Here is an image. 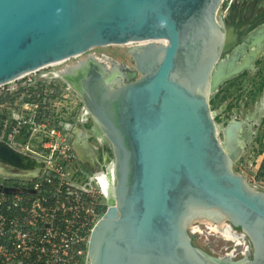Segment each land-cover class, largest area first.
<instances>
[{"label":"water","instance_id":"95a60500","mask_svg":"<svg viewBox=\"0 0 264 264\" xmlns=\"http://www.w3.org/2000/svg\"><path fill=\"white\" fill-rule=\"evenodd\" d=\"M229 1L0 0V86L96 47L135 44L125 78L93 55L59 74L113 154L103 145L95 161L98 169L113 161V172L88 264H264V191L234 171L210 106L222 82L215 69L238 42L222 22L232 25ZM0 163L43 166L2 141ZM197 216L240 229L251 256L205 253L188 231Z\"/></svg>","mask_w":264,"mask_h":264},{"label":"built area","instance_id":"2783aa9c","mask_svg":"<svg viewBox=\"0 0 264 264\" xmlns=\"http://www.w3.org/2000/svg\"><path fill=\"white\" fill-rule=\"evenodd\" d=\"M36 110L32 119L0 113V141L43 163L28 170L0 168V264H88L91 232L107 208V178L96 175L111 161L98 169L89 131L82 132V148L94 155L82 157L91 172L73 151L76 126L65 129L46 103ZM108 152L111 157L109 146ZM239 248L232 249L235 256L240 251L239 259L251 256L248 238Z\"/></svg>","mask_w":264,"mask_h":264},{"label":"rangeland","instance_id":"374dc122","mask_svg":"<svg viewBox=\"0 0 264 264\" xmlns=\"http://www.w3.org/2000/svg\"><path fill=\"white\" fill-rule=\"evenodd\" d=\"M255 2L256 9L264 8V0H230L224 14L232 24L236 25L243 20L246 13L245 7ZM235 19L238 22L235 23ZM134 45L96 47L80 56L71 57L61 64L47 66L0 86L1 115L3 113L6 116L8 113L15 116L27 115L28 119H32L37 113V105L46 103L53 111V114L51 111L52 116L57 112L56 119L62 121L65 129L66 125L69 124L76 126V134H71L72 138L70 137V139L72 140L75 136L79 154L84 158L94 156L83 149L82 144H80L81 141H78L82 132L90 131L91 137L88 144L94 149L93 153L97 154L95 156L101 159L100 148L102 145L108 147V141L98 125L93 122L91 116L86 114L85 105L77 90L65 79L56 78L54 73L66 66L76 65L80 60L87 59L89 55L101 59L112 58L118 63H126L133 67L134 61L129 54V49ZM236 46L238 43L224 55L226 59L233 54ZM210 106L220 139L225 136L224 130H227V126L230 124L237 132L238 149L236 160L233 163L234 171L242 174L255 189L264 191V169H262L264 163V56L254 66L253 64L250 67L247 66L222 80L210 101ZM67 107H71L72 110H66ZM82 122L85 125H90V127H84ZM98 137L101 138L102 144L98 142ZM37 144L34 143L35 146ZM69 144L72 145V143ZM112 155L111 153V158H113ZM0 168L7 171L17 170L1 163ZM194 225L198 226V231L191 235L192 241L205 253L222 257L234 248V242L220 236L217 231L211 230L203 222L199 221ZM236 230L241 232L240 229ZM188 231L190 232L189 229ZM236 254L238 255L235 256L234 254L231 259L236 260L241 257L240 251Z\"/></svg>","mask_w":264,"mask_h":264},{"label":"bare ground","instance_id":"6f19581e","mask_svg":"<svg viewBox=\"0 0 264 264\" xmlns=\"http://www.w3.org/2000/svg\"><path fill=\"white\" fill-rule=\"evenodd\" d=\"M249 38L250 39L253 38V39H251L252 41L256 40V43L252 42L251 40L249 41L251 44H253V45H250V47H249V49H251V51L250 52L249 51L245 52V54L242 56V59L239 62L235 61L234 64H233V62L230 63L228 65V71L227 72H225V70H224V68L226 69L225 65L227 63L226 62L223 63L224 61L221 60L220 61L221 62L220 63V68H218V69L216 68L215 69V71L217 72L216 75H215V79L216 80L219 79L220 81H222V80L230 77L232 74L237 73L240 70H242L243 67L247 66V64H248L247 60L252 56V54L254 52L259 51L260 49H262V46H264V24L258 25V28H257L256 32L252 33V35H250ZM126 45H130V44H126ZM95 57L97 58V56H95ZM98 59L102 60V61L104 60L108 64V60H109L108 58H103V59L98 58ZM66 60H68V59H66ZM64 61L65 60H63L61 62H57V63H52V64H49L47 66L58 65V64H61ZM244 62H245V64H244ZM47 66H44L43 68H45ZM74 67H75L74 65H70V66H66L63 69L61 68L59 71L54 73L55 74L54 76L56 78H61V76L59 74H61L62 72L64 73V72H66V71H68V70H70V69H72ZM27 74H29V73H27ZM27 74H24L21 77H24ZM118 75H120V74H118ZM21 77H19V78H21ZM224 131L226 132V134L220 140L224 143V145H225L227 150L233 151V154H234L233 155V159L236 160V152H237V149H238V147H237V144H238V142H237V132L234 129V127H232L231 124L229 126H227V130H224ZM234 160H233V162H234ZM112 166H113V161H111L108 164L109 169L111 168L110 170H112V172H113ZM104 175H105V177H107L109 179L110 174L108 175L107 172L98 173L96 176L98 178H102ZM199 221L203 222L204 224L209 226L211 230L217 231L220 236L225 237L227 240L234 241L235 244H236V247H239V246L243 247L244 246V240H245L246 236L242 232H239V231L235 230V228H233L228 222H226L222 218L218 219L216 217H201V216L193 217L192 220L189 222V225H188L189 230L191 231V233L195 234L196 231H198V226H195L194 224L196 222H199ZM232 255L234 256V252L232 253ZM222 257H225V255H223Z\"/></svg>","mask_w":264,"mask_h":264},{"label":"flooded vegetation","instance_id":"af4514ba","mask_svg":"<svg viewBox=\"0 0 264 264\" xmlns=\"http://www.w3.org/2000/svg\"><path fill=\"white\" fill-rule=\"evenodd\" d=\"M245 10H246V13L244 14L243 20L241 22H238L235 19L234 22L235 23L238 22V23H236V25L235 24L228 25L227 24L228 22L225 23L224 19H222V17L219 15V17H221V19H222L224 29L227 30L228 32L231 30L232 32L237 33V37H238V42H237L238 46H236V47H239V48L235 47L233 54H231L227 59L225 58V56H224V58H222V60L224 61V62L223 61L222 62L227 63L225 65L226 69L224 68L225 72L228 71V65L230 63L233 62V64H234L235 61L239 62L242 59V56L245 54V52L251 51V49H249V47H250V45H253V44H251L249 41L253 38L250 39L249 37H250V35H252V33L256 32V30L258 28V24H260V23L264 24V8H257L256 9V2L252 3V5H250V4L247 5L245 7ZM231 26H233V27H231ZM252 42L256 43V40H253ZM242 44H244V45H242ZM263 56H264V46H262V49L254 52L252 54V56L247 60L248 61L247 66L250 67L252 64L254 66L255 63H257ZM109 59H111V61H108V64H107V62H104L102 60H101V63L105 64L106 66H109L107 68L110 72H112V76L114 74L115 75L120 74V75H118V77L125 78L130 73L132 68H134V66L132 67L129 64H126V63L121 64V63H118L117 61L113 60L112 58H109ZM112 63H114V65ZM244 64H245V62H244ZM247 66H245V67H247ZM245 67H243V68H245ZM245 71H248V70H245ZM82 125L84 127H90V125H85V124H83V122H82ZM90 133L91 132L89 131L88 134L91 136ZM75 134H76V132L74 131L73 135H75ZM76 138H77V136H76ZM80 144H82V146H83L82 142H80ZM86 150L89 151L88 149H86ZM109 151L111 152L110 145H109ZM236 260H238V259H236Z\"/></svg>","mask_w":264,"mask_h":264},{"label":"trees","instance_id":"16d2710c","mask_svg":"<svg viewBox=\"0 0 264 264\" xmlns=\"http://www.w3.org/2000/svg\"><path fill=\"white\" fill-rule=\"evenodd\" d=\"M3 102V101H2ZM3 115H4V113H3ZM4 116H6V115H4ZM262 169H264V163H263V165H262Z\"/></svg>","mask_w":264,"mask_h":264}]
</instances>
